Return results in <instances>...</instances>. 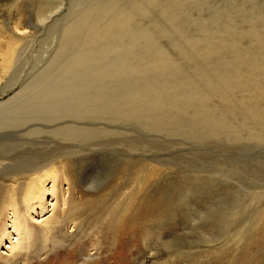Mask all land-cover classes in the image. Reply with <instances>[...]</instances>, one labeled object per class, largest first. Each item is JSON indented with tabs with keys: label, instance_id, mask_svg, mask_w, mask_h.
I'll list each match as a JSON object with an SVG mask.
<instances>
[{
	"label": "rangeland",
	"instance_id": "rangeland-1",
	"mask_svg": "<svg viewBox=\"0 0 264 264\" xmlns=\"http://www.w3.org/2000/svg\"><path fill=\"white\" fill-rule=\"evenodd\" d=\"M258 37L264 0H0V188L54 158L30 220L77 223L26 264H264V133L227 48Z\"/></svg>",
	"mask_w": 264,
	"mask_h": 264
},
{
	"label": "bare ground",
	"instance_id": "bare-ground-1",
	"mask_svg": "<svg viewBox=\"0 0 264 264\" xmlns=\"http://www.w3.org/2000/svg\"><path fill=\"white\" fill-rule=\"evenodd\" d=\"M110 21L108 22L109 25L112 24ZM103 32L101 33L104 35L106 32ZM94 35L97 37L98 33H95ZM95 36L92 35L91 37L93 38ZM256 40L259 41L258 49L261 46H264V40L259 37L256 38ZM227 48L235 57V64L239 63V65L242 64L243 66L240 65L243 68L241 69L240 74L242 81V83H240V89L243 95L239 100V105L247 111V117H245L246 119L244 122L248 126L249 131L260 126L262 133H264V49L260 52L261 58L253 60L250 55V51L253 48L247 50V52L246 50L242 52V58L241 55L238 56L235 51V46L229 45ZM253 71H256L255 76H253ZM258 102L262 103V107L259 106L258 108L256 105ZM226 103L230 108L236 106V101L231 94L226 95ZM251 112H256V114L249 116ZM57 163L56 159L53 158L52 160L41 161L39 164L36 163L34 166L31 165L23 172L22 176L15 180L12 179V184L9 187L4 186L3 188H0V263L26 264L31 258L33 259V257H36L37 259L42 257V260L48 258L50 254H52V251L47 248L51 247L52 249H55L56 247L63 246L64 241L69 237L68 232L65 229L66 227L68 228V223H72L73 225L77 224L75 218L72 220L70 216L65 217L71 213V208L75 207V204L71 202V205L66 209V215H64L66 210L62 213L51 214V216L38 221V226L35 224L33 225L30 220V215L34 210L38 209L37 207L40 206L43 198L42 196L45 194L44 191L46 190L44 183L48 180L52 181L50 182L52 183L51 193L57 201V198H59V184L63 179L68 181L65 166H59ZM84 205L85 207L88 206L87 202L84 203ZM100 207V212L98 209L96 210L98 215L102 214L105 217V220H107L108 217L112 215L113 210H106L105 207L103 210L102 206ZM7 212V218L9 219L8 222L4 220V215ZM68 217L72 221L68 220ZM12 232L15 233L13 240L5 243L4 241L8 239V235ZM41 241H43L42 246L38 248ZM47 243L49 246H45ZM92 246V248L96 250L97 243H93ZM42 260L40 259L37 261Z\"/></svg>",
	"mask_w": 264,
	"mask_h": 264
}]
</instances>
